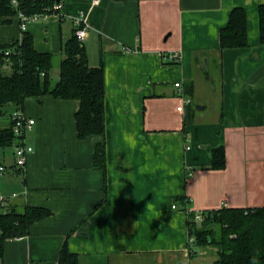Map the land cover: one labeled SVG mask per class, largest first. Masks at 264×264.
I'll return each instance as SVG.
<instances>
[{"label":"crops","instance_id":"crops-1","mask_svg":"<svg viewBox=\"0 0 264 264\" xmlns=\"http://www.w3.org/2000/svg\"><path fill=\"white\" fill-rule=\"evenodd\" d=\"M91 1L62 0L26 30L60 63L82 14L89 63H104L105 135L79 137L78 99H26L22 110L36 119L26 133L34 150L22 168L14 156L0 159L12 188L2 193L0 175V194L10 208L51 214L7 241L0 264H59L65 242L79 264H193L188 210L264 206V0ZM236 6L246 11L248 44L221 48ZM21 34L17 16L0 26L4 41ZM172 52L179 61L165 58ZM185 95L204 108L184 104ZM102 141L103 164L94 159ZM220 145L226 165L213 168Z\"/></svg>","mask_w":264,"mask_h":264},{"label":"trees","instance_id":"trees-1","mask_svg":"<svg viewBox=\"0 0 264 264\" xmlns=\"http://www.w3.org/2000/svg\"><path fill=\"white\" fill-rule=\"evenodd\" d=\"M61 1L18 0V3L14 4L12 0H0V26L10 23L14 16L18 17L20 11L26 15L58 11L54 6ZM259 18L260 42L264 45V3L259 5ZM220 41L221 48L242 47L248 44V21L243 7L236 6L231 10L226 25L221 28ZM64 52L66 56L59 63L60 77L56 83H52L54 55L37 50L30 32L22 30L21 37L9 41H4L0 35V113L3 107L10 104L15 109L22 110L29 97L50 94L62 99L74 98L80 101L76 112L79 137L104 136V63H89L85 46L80 43L75 33L64 44ZM16 139L12 120L6 126L0 127V149L13 146ZM105 145V141L97 143L94 152L96 163H105ZM225 165L226 151L224 145H220L212 150L211 167L222 168ZM183 200L186 205L187 197ZM9 206L7 197L0 194V258L5 254L7 241L27 235L33 223L51 214V210L43 206L29 205L23 211ZM197 214L201 215L200 219ZM188 217L189 233L194 237L193 243L200 247L213 246L217 249L218 257L212 264H264V206H223L199 213L188 210ZM58 262L79 264L77 255L69 252L66 242Z\"/></svg>","mask_w":264,"mask_h":264},{"label":"built area","instance_id":"built-area-1","mask_svg":"<svg viewBox=\"0 0 264 264\" xmlns=\"http://www.w3.org/2000/svg\"><path fill=\"white\" fill-rule=\"evenodd\" d=\"M12 1L14 4L18 3V0H12ZM100 2L101 0H92L91 5L92 6L97 5ZM54 7L58 9L59 7H61V3L55 4ZM39 15L40 14L26 15L25 13L20 11L18 13V17L21 21V29L26 30L27 22L38 18ZM74 20L77 26L75 29V34L78 40L80 41V43L83 44V42L87 38V29L85 26H83L82 14L75 16ZM165 58L172 62L179 61L180 53L172 52V53L165 55ZM175 85L177 87H180L181 83L177 81ZM190 102H191V99L185 95L184 104L190 103ZM184 104L179 105L177 109L179 111H183ZM11 120H12L13 131L17 138L15 143L13 144L14 146L13 156L15 159V166L22 168V167H25V165L27 164L28 155L34 150V147L26 141V133L28 130H30L34 126V124L36 123V119L25 114V112L21 109H15L13 113L11 114ZM5 169H6V166L0 165L1 172L4 171ZM188 202L186 204H188ZM173 206L175 207L176 205H173ZM197 218L200 219L201 215L197 214ZM189 242L192 244L194 242V237L191 236L189 238Z\"/></svg>","mask_w":264,"mask_h":264},{"label":"rangeland","instance_id":"rangeland-1","mask_svg":"<svg viewBox=\"0 0 264 264\" xmlns=\"http://www.w3.org/2000/svg\"><path fill=\"white\" fill-rule=\"evenodd\" d=\"M55 65L53 67V69L51 70V77H52V83H56V81L59 78L60 75V66H59V61L55 60ZM204 65L206 66V60L204 57V61H203ZM211 63H214L211 61ZM215 65V64H213ZM210 69L212 70L211 72L213 73V66L210 65ZM208 85V84H206ZM213 87V84H212ZM210 90V89H209ZM210 92L212 93V89L210 90ZM210 100H213L212 95H210ZM191 99L192 101V105L196 104L197 100L196 99H192L191 96H187ZM198 104L194 105L195 108ZM213 106L214 107H219V101L218 100H213ZM212 106V109H214V107ZM197 109V108H196ZM15 110V108L13 107V105H6L5 107H3V111L0 113V127L6 126L9 121H10V116L13 113V111ZM212 110H209L208 112H206L207 114H212L211 112ZM13 151H14V146H9L6 147L4 150L0 149V159L2 160L3 157H7V159H12L13 157ZM3 177L2 179L5 182V186L3 185V191L2 193L5 194L7 192H9L12 188L9 189V183L10 181H8V174H1ZM215 227L218 229L219 226L215 225ZM193 245V249H194V255H193V264H212V262L218 257L217 254V249L213 246H208V247H200L198 246L196 243H192Z\"/></svg>","mask_w":264,"mask_h":264},{"label":"clouds","instance_id":"clouds-1","mask_svg":"<svg viewBox=\"0 0 264 264\" xmlns=\"http://www.w3.org/2000/svg\"><path fill=\"white\" fill-rule=\"evenodd\" d=\"M125 141L129 143V146L131 148H133V149L135 148V146H136L135 141L130 139L127 134H125Z\"/></svg>","mask_w":264,"mask_h":264},{"label":"water","instance_id":"water-1","mask_svg":"<svg viewBox=\"0 0 264 264\" xmlns=\"http://www.w3.org/2000/svg\"><path fill=\"white\" fill-rule=\"evenodd\" d=\"M206 64H207V58H206ZM196 108H197V109H202V108H204V105H200V104H198V105L196 106Z\"/></svg>","mask_w":264,"mask_h":264},{"label":"bare ground","instance_id":"bare-ground-1","mask_svg":"<svg viewBox=\"0 0 264 264\" xmlns=\"http://www.w3.org/2000/svg\"><path fill=\"white\" fill-rule=\"evenodd\" d=\"M41 15V14H40Z\"/></svg>","mask_w":264,"mask_h":264}]
</instances>
